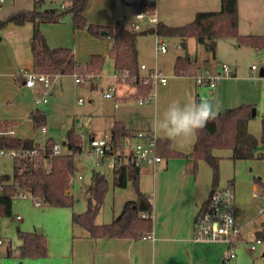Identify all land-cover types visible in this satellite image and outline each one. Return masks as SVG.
Listing matches in <instances>:
<instances>
[{"label":"crops","instance_id":"obj_1","mask_svg":"<svg viewBox=\"0 0 264 264\" xmlns=\"http://www.w3.org/2000/svg\"><path fill=\"white\" fill-rule=\"evenodd\" d=\"M11 1L13 6L8 14L16 10L32 9L35 7L36 0H27L26 5L24 0ZM154 2L156 6L155 20L150 19V21L157 23L164 20L167 22L164 19V15H162L166 12V9L161 8L169 6L176 8V14L178 13L176 18L178 22L175 25H183L192 21L199 11L219 10L221 8V0H154ZM4 4L0 7V10ZM106 23L111 24L108 21ZM106 23L101 24L107 25ZM126 26L130 28V26ZM33 31V22H26L22 25L10 23L6 28L0 29L2 35L0 37V121L14 124L18 127V136L22 138H32L28 133L29 129H25V127L20 125L25 123L33 127L32 112L37 109L35 107L37 105L35 104V99L43 95L41 86L31 88L25 84V71L33 69L31 50ZM239 31L243 35L264 36V0H239ZM140 37L138 39V48ZM101 40L106 42L109 47V39ZM156 40L157 35H155L154 40L155 46ZM176 40L178 42V50L174 55L176 57L171 63V73L166 72L169 75L168 82L155 88V97L151 102L139 104L135 98L136 87L131 86L130 83L117 82L116 80L107 83L108 86L104 96L107 99H113L115 103L118 101L126 105L123 106V110L119 113L111 111L106 114V122L111 130L105 131V135L112 133L115 121H123L133 133L132 141H134L136 131L143 129L152 130V119L157 106L163 108L174 99L184 102L189 98V94L194 95L197 100L210 96L219 98L222 102L220 112L246 102L252 103L256 96L254 92L244 94L238 87L233 86L234 81L239 80L237 68L232 70L229 67L231 74L224 76L214 89L198 84L194 75L185 76L174 73L176 58L185 55L197 60V73L222 72V66L226 64L225 60L230 57L236 58L237 52L241 51L242 46L236 38H220L217 43L216 57L210 58L208 61L205 60L208 57L206 51L201 55V58L190 56L188 44L191 41L196 42L195 38L191 37L187 40L186 49L181 47L180 38ZM55 44L56 46L49 43L51 47L63 46ZM70 48H72L76 57L78 53L77 47ZM196 49L198 51L197 47ZM167 52H159L155 48L154 62L150 61L147 63V61L143 60L139 50V62L149 67L161 68L158 60L159 55ZM111 64L114 70L113 62ZM253 66L256 65H252V73L258 70L257 66L256 68H253ZM101 73L99 77H102ZM260 76H264V68H260ZM97 79L98 76L91 79V83L89 82L91 88L98 86L99 80ZM112 86H114V90L110 89ZM110 90L113 92V97L105 95ZM117 107L115 105L116 109ZM256 111L257 109L253 107V117ZM22 128L25 131H20ZM89 137L90 139L98 138L94 133H90ZM195 141L196 137L183 144L171 141L172 149L184 153L185 156L163 157L164 159L156 167L150 165L141 166L139 185L151 204L153 217L152 238L144 236L137 239L119 237L95 238L91 237L81 226L73 225L71 221L69 228L68 226L67 228L66 226L63 228L54 226L50 233L51 237L47 239V255L37 258L22 257L19 250L14 252L12 246L6 243L0 249V264H220L227 247L225 241H198L194 239L195 217L200 207L207 201L213 188L212 169L208 170L202 159L194 163L187 156L192 152ZM216 150L218 149H215L214 153L221 157L222 162L225 154H221ZM228 156L232 158L231 150ZM256 157L264 158L261 153L258 154V149L254 158ZM230 182L234 183V181ZM255 189L260 190L257 186H255ZM71 193L73 194V187L71 188ZM258 196L260 195L258 194ZM136 198L137 191L131 182L125 188L114 190L112 210H106L105 215L101 216V220H98L99 216H97L96 222L99 224L110 223L119 216L125 202ZM242 227V233L236 243V248L240 242L245 240L247 242L252 241H248L244 236V226ZM260 232L264 233V221L261 222L260 227L255 229L256 238L261 237L259 235Z\"/></svg>","mask_w":264,"mask_h":264},{"label":"trees","instance_id":"obj_2","mask_svg":"<svg viewBox=\"0 0 264 264\" xmlns=\"http://www.w3.org/2000/svg\"><path fill=\"white\" fill-rule=\"evenodd\" d=\"M44 0H36L32 9H21L12 13L9 18H0V29L8 23L18 25L33 22L34 31L31 41L33 55V69L37 73L51 75L76 74L82 78L96 77L105 64L106 57L102 54H93L90 61L79 62L70 47H51L45 34L41 31V24L45 22H58L62 15L72 12L74 29H87L94 37L109 39L108 54L114 65V72L119 80L130 83L136 87L135 98L145 96L151 89L145 84L140 73L138 39L142 35L155 34L158 37H177L181 39L182 48H187V40L195 38L196 43L208 53L205 59L216 57L217 43L220 38H236L240 44H251L257 48L264 46V37L261 35H243L239 31V0H221L219 10L199 11L194 19L183 25H169L163 21L144 30H133L126 26L123 18L117 19L112 25L89 23L85 13L91 0H72L67 10L42 9ZM140 10L147 14L155 13V2L152 0H137ZM198 71L197 60L188 55L178 56L174 64L176 75L193 76ZM77 75V74H76ZM91 81V79H90ZM253 118V105L243 103L219 113L214 121L199 130L192 152L187 155L194 163L204 159L212 169L213 187L220 179L221 157L215 155V149H230L233 159H250L256 156V151L262 143L264 147V117L261 122V138L256 137L249 130V122ZM47 114L42 109L32 112V123L35 129L45 126ZM133 138V133L123 121H115L112 127V140L115 152L118 153L116 166L113 169V186L125 188L131 182L137 191V198L125 202L119 216L110 223L99 224L96 218L101 211L109 182L101 171H93L92 184L88 188V209L82 213H73L72 224L79 225L91 237L99 238H141L151 233L153 217L142 216V212L150 211L151 204L141 189V167L128 164L125 156L119 151L120 146ZM52 138L47 139L43 155L33 159L25 158L14 162L13 174H6L5 179L11 180L6 192L0 196V217L11 216L12 194L17 187L34 197L44 200L49 205L66 207L73 204L71 193L72 182L76 175V155L82 151V136L70 132L64 142L66 151L53 155ZM0 145L7 147L37 148L42 152L40 141L33 138H6ZM121 150V149H120ZM123 152V151H122ZM158 154L162 157H182L184 153L171 147V140L158 138ZM264 157V152L261 153ZM233 181V180H232ZM229 184L234 185L233 182ZM21 243L18 250L22 257L37 258L47 255V238L38 231H18ZM259 235L264 239V233Z\"/></svg>","mask_w":264,"mask_h":264},{"label":"rangeland","instance_id":"obj_3","mask_svg":"<svg viewBox=\"0 0 264 264\" xmlns=\"http://www.w3.org/2000/svg\"><path fill=\"white\" fill-rule=\"evenodd\" d=\"M70 1L44 0L40 8L58 9L60 12L67 10L62 9L61 5L67 4ZM24 4H27V0H24ZM12 6L13 2L11 0H8L4 4L0 10L1 19L5 20L9 18L12 13L8 14V12ZM161 9H166V12L162 15H164V19L167 22L162 21L172 25L178 22L176 20L178 14H176V8L166 6ZM139 10L140 8L135 3V0H91L85 17L89 23L105 24L107 21L111 23H106L107 25H112L117 19L123 18L126 25L131 28V22L136 20V13ZM139 24L141 26L139 30H144L155 26L156 22L150 21V16H145ZM40 28L51 45L54 44L56 46L55 43H57L58 45L77 47V60L83 64L90 61L94 53L102 54L106 59L101 71L102 77H99L100 73L97 75V80L99 81L96 88L90 87L91 82L77 83L74 74L53 75V78H55L54 87L51 93L47 95L48 101L35 105L36 108L44 110L47 114L45 126L48 132L46 135H42L38 129L30 126V124L22 123L20 125L21 127H25V129H29L28 133L33 139L46 143L47 138H52L55 143L61 144L65 151L64 142L67 141L69 133L80 134L82 136V151L76 155L75 159L77 170L72 182L73 204L71 206H52L40 198L38 199L41 203L37 205L35 203L36 198L18 195L13 199L11 216L0 217V230L6 243L12 246L14 252L18 251V246L21 243L19 230H36L43 233L49 239L54 226H59V228L65 226L67 228L68 226L69 228L73 213H82L88 209V188L92 184V173L94 170L101 171L109 182V189L103 207L98 214V220H101V216L105 215L106 210H112L114 190L120 189L113 186V168L108 166V159L100 165L97 164V157L91 153L89 137L90 133H94L98 138L105 137L104 132L111 130L106 122V114L111 111L119 113L123 110V106L126 105L119 102L118 107L120 108L117 107L116 109L115 101L107 99L104 96L108 86L107 83L114 82L115 80L112 61L108 54V46L106 42L94 37L85 28L75 31L72 12L62 15L58 22L42 23ZM163 39L168 47V52L160 54L158 60L161 64V69L171 73V63L176 57L174 55L178 50V42L177 38L166 37ZM154 40L155 34L143 35L139 40L141 56L147 63L150 61L154 62V50L156 48ZM241 46V51L237 52V57H230L225 62L232 70L237 68L239 80L234 81L233 86L238 87L244 94H249L250 92L256 94L252 103H246L253 105L257 109L254 113L255 116L249 122V130L260 138L261 122L264 117V76H260V68H264V46L258 49L251 44H241ZM188 51L193 58H201V55L205 52L204 48L195 41H191L188 44ZM252 65L258 67V70L254 73H252ZM76 74L78 75V73ZM130 85L132 86V84ZM80 98L83 100L82 103H79ZM15 128L18 133L19 128L16 126ZM20 131L25 130L22 128ZM216 151L225 154L220 165L218 185L225 187L229 185V181H234L238 207L237 220L244 226L243 233L247 240L254 241L256 239L255 229L260 227L261 222L264 221V212H261L264 200V158L256 157L234 161L228 156V153H230L229 149H218ZM263 152L264 147L260 142L258 154ZM202 160L205 162L208 170H211L207 161ZM13 170V159L0 157V171L12 175ZM79 175L82 176V179L79 178ZM255 186L260 188V190H256ZM17 189L20 191L18 187ZM14 190H10L11 193H14ZM17 215L21 216L20 220L16 219ZM236 254L237 256L232 264H264V243L258 244L255 250H251L249 242L245 240L238 243Z\"/></svg>","mask_w":264,"mask_h":264},{"label":"built area","instance_id":"obj_4","mask_svg":"<svg viewBox=\"0 0 264 264\" xmlns=\"http://www.w3.org/2000/svg\"><path fill=\"white\" fill-rule=\"evenodd\" d=\"M6 0H0V7ZM154 1V0H152ZM72 5V0L67 4H62V9H68ZM150 16V19H154V14H147L143 10H139L136 13V20L131 23V29L139 30L141 28L139 22ZM156 49L159 52H167L168 47L165 44L163 38L157 36ZM256 68V66H253ZM115 73V72H114ZM140 73L144 78L143 83L150 84L151 89L145 95L137 99L139 104H145L151 102L155 97V88L158 85H165L168 82L169 75L159 67H149L144 63H140ZM230 68L227 64H223L222 72L206 73L198 72L194 75L198 84L214 89L217 84L223 79L224 76L230 75ZM75 76L77 83L90 82L91 77L87 76L82 78L78 75ZM97 77V76H96ZM115 80L118 82L119 76L115 73ZM53 75L46 73H37L34 69L25 71V84L28 87L35 88L42 87V96L35 99V104L47 102V95L54 87ZM156 86V87H155ZM155 87V88H154ZM114 90V86L110 88ZM108 91L105 95L107 97H113V92ZM82 98L79 99V103H82ZM118 101L115 103L118 106ZM42 135L47 134L46 126L38 128ZM18 136L17 130L14 124L5 123L0 121V142L6 138H15ZM158 136L153 133V130L143 129L138 130L135 133L136 141L132 139L126 141L120 146L119 151L125 156V160L128 164L135 166L150 165L156 167L164 158L158 154ZM42 152H39L37 148L29 147H7L0 145V157H8L13 159L14 162L21 159L30 158L33 159L37 155H43L45 150V142H40ZM91 153L97 157V164L100 165L106 159H108V165L114 169L118 158V153L115 152V145L112 140V133H108L102 138H91ZM63 146L59 143H54L52 146V154H62ZM123 151V152H122ZM7 173L0 171V196H2L7 188L10 186L11 180H7L4 176ZM79 178H82L80 175ZM30 196L36 198L35 203L40 205L41 201L34 197L29 192L17 190L12 194V199L16 196ZM258 196V194H256ZM261 212H264V200ZM142 216H152L151 210L142 212ZM16 219H21L20 215L16 216ZM242 225L237 220V202L234 185H227L220 187L219 185L213 187L207 201L200 207L194 220V239L198 241H218L223 240L227 243V247L223 253L220 264H231L236 258V243L242 233ZM147 238H152V233L147 234ZM264 243L262 237H257L254 241L249 242L251 250H255L258 244ZM6 240L0 230V249L4 247Z\"/></svg>","mask_w":264,"mask_h":264},{"label":"clouds","instance_id":"obj_5","mask_svg":"<svg viewBox=\"0 0 264 264\" xmlns=\"http://www.w3.org/2000/svg\"><path fill=\"white\" fill-rule=\"evenodd\" d=\"M222 109L215 96L197 100L194 95L182 102L174 99L163 108L157 106L152 119L153 133L178 144L194 139L199 130L214 121Z\"/></svg>","mask_w":264,"mask_h":264}]
</instances>
